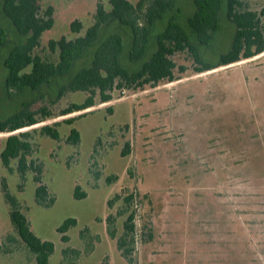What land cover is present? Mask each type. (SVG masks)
<instances>
[{
	"label": "rangeland",
	"instance_id": "1",
	"mask_svg": "<svg viewBox=\"0 0 264 264\" xmlns=\"http://www.w3.org/2000/svg\"><path fill=\"white\" fill-rule=\"evenodd\" d=\"M243 1L251 10L264 9V0ZM1 2L0 23L10 34L1 55L6 58L24 38L3 15ZM99 2L109 9V0H39L42 13L53 8L55 24L36 53L56 60L49 41L84 35ZM224 10L212 44L200 47L212 63L230 48L235 32ZM193 11V0H176L154 28L149 53L170 16L190 32L187 18ZM75 20L83 25L77 34L71 31ZM115 31L126 39L124 59L131 66L127 27L114 22L102 29L101 38ZM173 60L180 80L144 91L116 90L109 103L61 116L87 95L69 93L53 103L55 86H46L9 97L0 59V117L18 112L23 103L52 114L14 134L31 132L28 162L40 165L48 200L54 199L49 208L38 206L37 173L30 169L21 179L18 160L7 168L0 157V264H36L10 221L2 180L32 231L55 244L50 264H264V53L201 74L194 72L190 54L177 53ZM180 66L187 71L181 73ZM72 118V125L65 123ZM56 123L60 139L41 132ZM72 128L80 132L78 144L68 140ZM10 135L0 134V154ZM77 186L86 193L82 200L74 197ZM131 215L132 230L126 226ZM68 218L77 225L63 242L58 228ZM120 239L131 262L119 249Z\"/></svg>",
	"mask_w": 264,
	"mask_h": 264
},
{
	"label": "trees",
	"instance_id": "2",
	"mask_svg": "<svg viewBox=\"0 0 264 264\" xmlns=\"http://www.w3.org/2000/svg\"><path fill=\"white\" fill-rule=\"evenodd\" d=\"M176 0H109V9L102 2L97 4L94 21L84 35L74 39L61 37L49 41V50L57 53V59L44 57L36 53L41 46L43 34L53 28L55 19L53 8L41 12L39 0H2L1 10L10 21L18 35L24 40L9 49L6 58L1 57L3 49L10 41L7 28L0 23V59L6 68L4 88L9 97L25 92H36L46 86H55L56 101L69 93H85L83 102L72 103L62 111L61 116L84 112L101 104L111 102L116 90L144 91L161 84L180 80L177 78V64L173 56L188 53L193 59L194 72L201 74L219 67L229 66L244 59H251L264 53V9L259 13L251 10L243 0H193L194 11L187 18L188 32L172 15L167 19L164 29L155 37V49L149 53L153 30L170 10ZM225 7V10L223 9ZM225 11L228 22L234 25L235 32L230 48L219 55L214 63L206 61L200 47L210 46L220 29V17ZM125 26L130 32L127 59L131 66L125 64L126 39L119 31L101 38L102 29L112 23ZM83 25L80 20L71 23L72 33H80ZM8 48V47H7ZM90 58L84 66L79 62ZM179 71H187L180 66ZM52 103V104H53ZM30 103H23L18 112L0 117V134L9 133L0 157L5 167L9 168L12 160H18V172L25 179L27 172L33 169L37 174L35 199L38 206L49 208L54 199L48 200V189L43 184L40 165L28 162L31 151L29 137L31 132L14 134L27 127L52 119L48 108L41 107L33 111ZM87 113L79 117L86 116ZM39 116V117H38ZM76 118L66 120L72 125ZM59 123L46 125L41 132L49 137L60 139L55 128ZM69 142L78 144L80 132L72 128ZM4 200L9 206L10 221L21 240L35 255L36 264H50V257L55 251V244L42 240L31 229L30 221L22 212V205L13 195L5 180L1 182ZM74 197L82 200L86 193L77 186ZM131 196L129 200H131ZM134 216L128 219L127 227L132 230ZM131 224V225H130ZM77 225L75 218H68L58 228L63 242H68L66 233ZM125 241L119 240V249L130 262L129 249L124 248ZM67 250H65L66 253Z\"/></svg>",
	"mask_w": 264,
	"mask_h": 264
}]
</instances>
